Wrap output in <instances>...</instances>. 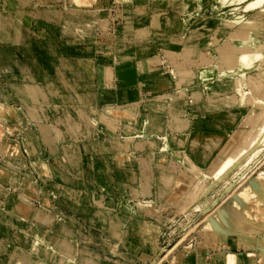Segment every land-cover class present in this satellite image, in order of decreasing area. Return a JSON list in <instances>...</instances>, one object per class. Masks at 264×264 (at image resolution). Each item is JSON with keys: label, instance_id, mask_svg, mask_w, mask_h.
Wrapping results in <instances>:
<instances>
[{"label": "rangeland", "instance_id": "374dc122", "mask_svg": "<svg viewBox=\"0 0 264 264\" xmlns=\"http://www.w3.org/2000/svg\"><path fill=\"white\" fill-rule=\"evenodd\" d=\"M253 69L264 0H0V264H262L221 220L264 209Z\"/></svg>", "mask_w": 264, "mask_h": 264}, {"label": "bare ground", "instance_id": "6f19581e", "mask_svg": "<svg viewBox=\"0 0 264 264\" xmlns=\"http://www.w3.org/2000/svg\"><path fill=\"white\" fill-rule=\"evenodd\" d=\"M58 5H59V3H58ZM44 8V7H43ZM172 15V14H171ZM63 17V16H62ZM87 17V16H86ZM64 21V20H63ZM73 21V20H72ZM20 22V21H19ZM76 23V22H75ZM74 24V23H73ZM208 24H210V26L213 24L212 23V21H210V22H208ZM21 25V24H20ZM21 28V27H20ZM21 30V29H20ZM118 40V39H117ZM33 41V40H32ZM11 42V41H10ZM122 42V41H121ZM118 43V42H117ZM35 44V43H34ZM32 45V44H31ZM37 46V45H36ZM81 47V46H80ZM148 48V46H142L140 49L141 50H144V49H147ZM71 52H73V51H71ZM89 52V51H88ZM41 53V52H40ZM79 53V52H78ZM235 53V55H236V51L234 50V48H233V45H231V44H228V43H226L225 44V46H224V48H223V50L221 51V54H223L222 55V57H226V55H227V57L228 56H230V55H232V54H234ZM80 54V53H79ZM225 54V55H224ZM81 55V54H80ZM88 55V54H87ZM234 55V56H235ZM233 56V55H232ZM233 56V57H234ZM224 57V58H225ZM232 58V57H231ZM231 58L229 59V60H231ZM233 60H231V61H233L232 63H235V60H236V57H234V58H232ZM226 60H227V58H226ZM231 61L230 62H228L229 64H231ZM85 66V65H84ZM80 67H81V65H80ZM88 69V68H87ZM113 71V70H112ZM250 72V77H251V79L253 80V81H255L257 84H259V85H264V69H258V70H255V69H253V70H250L249 71ZM142 74H143V76L144 75H146V74H148V72L147 71H145V70H143V72H142ZM68 75V74H67ZM70 75V74H69ZM90 76H92V75H89V77ZM21 77V76H20ZM91 79V78H90ZM188 79V78H187ZM162 81L158 84V87L157 88H159V89H162V88H164V87H168L169 86V83L167 82V81H165V79H161ZM14 81V80H13ZM189 81V80H188ZM170 82V81H169ZM11 83V82H10ZM30 83V82H29ZM142 83V82H141ZM2 85V84H1ZM12 85V84H11ZM230 84H228V83H225L224 84V89H229L230 88ZM24 87V86H23ZM14 88V87H13ZM21 88V87H20ZM30 88V87H29ZM6 89V88H5ZM97 89V88H96ZM107 90V89H106ZM168 90V89H167ZM104 91V90H103ZM103 91H102V93H103ZM166 91V90H165ZM19 92V91H18ZM24 92V91H23ZM7 93V92H6ZM24 94V93H23ZM13 95V94H12ZM20 96H21V94H20ZM19 99V98H18ZM30 100V99H29ZM123 100H125L124 98H123ZM106 101V100H105ZM66 105V104H65ZM162 109V111L161 112H163L164 110H165V107H162L161 108ZM132 110V109H131ZM51 111V110H50ZM45 112V111H44ZM108 112H110L111 114H113V115H123V116H126V117H130L131 115H132V112L130 111V110H128V109H109L108 110ZM160 112V113H161ZM176 113V112H175ZM148 120L149 121H151L149 124H148V126H149V129H157V128H155L156 126H157V123H158V121L160 120L159 119V116H157V117H152V118H148ZM137 121H139L140 123H141V120L140 119H138ZM195 135V134H194ZM113 146L114 147H117L119 150H123L126 146H128L127 145V141H116V142H114L113 143ZM127 148V147H126ZM114 149V148H113ZM124 151V150H123ZM121 154V162L123 163L124 161H126V159H127V161L129 160L128 159V155H126V154H124V153H120ZM130 162V161H129ZM120 166V165H119ZM121 167V166H120ZM125 167V166H124ZM262 173V172H261ZM264 173V172H263ZM263 176V175H262ZM261 177V176H260ZM258 178H259V176H258ZM257 178V179H258ZM256 179V180H257ZM257 182V181H256ZM258 182H259V180H258ZM257 182V183H258ZM257 183H255L256 185H257ZM261 184V183H260ZM261 186H262V184H261ZM251 187H253V185L251 186ZM253 188H255V186L253 187ZM258 188H259V184H258ZM251 190V189H250ZM253 190H255V189H253ZM252 191V190H251ZM256 192V191H255ZM250 193V192H249ZM241 194V193H240ZM241 196V195H240ZM243 196V195H242ZM247 196V193H246V195H245V197ZM260 196V195H259ZM235 197H238L239 198V196H235ZM244 198V197H243ZM240 199V198H239ZM259 199H261V198H259ZM236 200V199H235ZM237 201H239V200H237ZM256 201V200H255ZM261 201H263V200H261ZM241 202H242V197H241ZM252 202V201H251ZM238 204V203H237ZM230 205V204H229ZM235 205V206H234ZM243 206V205H242ZM241 207V206H240ZM239 206L238 207H236V204H234L233 202H232V205H230L229 206V209H227V207H226V209L227 210H229V211H222V212H226V213H223V215L221 214V216L223 217H221L222 219L221 220H224L225 221V223L227 222L228 223V225L226 226V230H228V229H231L230 227H232V225L230 226V223H229V221L231 220V219H233V218H236L237 219V221H235L234 222V220L235 219H233V221H232V223L234 222L235 224L238 222L239 223V225L241 226H243L244 227V225H246V226H256V225H254V223H256L255 221H259V220H264V209L263 210H256V209H254V208H250V211L249 212H247V213H244L243 212V208H240ZM244 209H245V207H244ZM140 210V209H139ZM216 219V218H215ZM220 218L218 217L216 220H212V221H217V223H221L222 224V222H220V221H218ZM211 222V221H210ZM212 223V222H211ZM210 223V225L212 226V224ZM233 223V224H234ZM221 224H217L218 225V227L221 229V227L222 226H220ZM214 225L216 226V224L214 223ZM223 225V224H222ZM238 224H236L235 226H233V229L235 228H237V226H239ZM210 226V227H211ZM248 226V227H249ZM241 228V227H239V228H237L238 230L237 231H242V232H244V236L243 235H239V234H241V232H238V235L239 236H237L236 235V237H244V239H245V235H248V234H250V231L251 230H249V228L247 229H245V227L244 228ZM208 230H210L209 229V227H206ZM223 228V227H222ZM206 229V230H207ZM214 229V228H213ZM220 229H218L217 227L214 229V235H215V231L216 230H218V231H221ZM249 231V232H247V231ZM212 232H213V230H211ZM217 231V233H219V234H217V236L218 235H220V233L221 234H224L223 232L225 231V229H223L221 232H218ZM230 231H232V230H229V232ZM210 232V231H209ZM212 232L210 233V234H212ZM226 232V231H225ZM248 234H247V233ZM204 233H205V235H206V233H207V235L209 234L207 231L205 232L204 231ZM231 233V232H230ZM235 233V232H234ZM233 233V234H234ZM237 233V232H236ZM226 234H228V232L226 233ZM225 234V235H226ZM254 234V233H253ZM235 235V234H234ZM234 235H231V237L232 236H234ZM228 236V235H227ZM208 237V236H207ZM215 237H216V235H215ZM219 237L221 238V237H223V236H218V239H219ZM235 237V236H234ZM235 237V238H236ZM55 238H57L58 240H60L61 239V237H55ZM214 239V238H212V237H209L208 239ZM235 238H234V240H235ZM240 239V238H239ZM243 239V240H244ZM242 240V239H241ZM255 240V239H254ZM205 241V240H204ZM245 241H246V239H245ZM253 241V239L252 240H250V241H248V242H245V243H243L244 244V246L245 247H253V248H260V253H259V255L261 256V263L262 264H264V245L263 244H261V245H259V244H255V243H253L252 242ZM206 242H207V238H206ZM264 242V241H263ZM262 242V243H263ZM258 243V242H257ZM89 251H87V250H85V249H83L82 250V258L83 259H85V258H87V256L89 255ZM248 256V255H247ZM247 256H245V257H247ZM241 257V256H240ZM183 258V254L181 255V254H179L178 253V255H176L171 261H170V263L169 264H183V262H182V259ZM234 258V255H230V257H229V259H228V262L226 261V263H228V264H234L235 263V261L237 260H235V259H233ZM242 258V257H241ZM240 258V259H241ZM225 260H227V259H225ZM252 261H250V263H251ZM245 263H246V260H245ZM83 264H84V260H83ZM126 264V263H125ZM129 264V263H128ZM131 264V263H130Z\"/></svg>", "mask_w": 264, "mask_h": 264}]
</instances>
